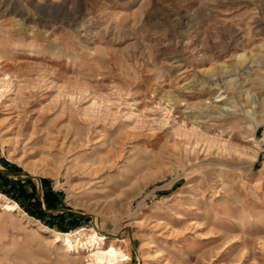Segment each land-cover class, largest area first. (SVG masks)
Wrapping results in <instances>:
<instances>
[{"label":"rangeland","instance_id":"obj_1","mask_svg":"<svg viewBox=\"0 0 264 264\" xmlns=\"http://www.w3.org/2000/svg\"><path fill=\"white\" fill-rule=\"evenodd\" d=\"M0 173V264H264V0H0Z\"/></svg>","mask_w":264,"mask_h":264},{"label":"bare ground","instance_id":"obj_2","mask_svg":"<svg viewBox=\"0 0 264 264\" xmlns=\"http://www.w3.org/2000/svg\"><path fill=\"white\" fill-rule=\"evenodd\" d=\"M0 209H3L7 214H12L20 209V207L16 202H3L2 195H0ZM98 237L99 236L96 233L91 235V237L89 236V246L92 247V249H89L88 255H84L87 244L85 245L83 242L74 244L69 235L64 236L56 234L52 238L40 236L39 241L41 244L47 245L48 247H54L59 243H63L64 253L73 252V256H75L73 262L76 264H86V262L88 264H127L131 260V255L118 245V243H125V245H127L126 240L116 238V240H112L110 245H107L103 236L100 235V238Z\"/></svg>","mask_w":264,"mask_h":264},{"label":"trees","instance_id":"obj_3","mask_svg":"<svg viewBox=\"0 0 264 264\" xmlns=\"http://www.w3.org/2000/svg\"><path fill=\"white\" fill-rule=\"evenodd\" d=\"M1 176H2V174L0 173V178H1ZM43 183H44V185H46V182L45 181H43ZM13 189H15L14 186L11 187V190H13ZM0 193L5 194V195H7V194L10 195V192H8L7 189H1V185H0ZM11 196H12V198H14L13 199L14 202H16L18 205L22 206L23 208H25V210L31 216H33V217H36L37 216L38 218L41 219L42 213L40 211V203H39L38 200H36L35 205H36L37 208H39V211L35 212V211H32L29 208L25 207L23 205L21 199H20V198H25V197H28V198L32 197L33 198V196L36 198V196L34 195V193H28L26 191V189H24V186H20L18 195L17 196H14V194H11ZM57 198L58 197H56V195H53L50 192L49 193H46V195H45V202H46L47 207L48 208L55 207V202L58 200Z\"/></svg>","mask_w":264,"mask_h":264}]
</instances>
